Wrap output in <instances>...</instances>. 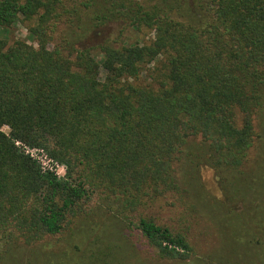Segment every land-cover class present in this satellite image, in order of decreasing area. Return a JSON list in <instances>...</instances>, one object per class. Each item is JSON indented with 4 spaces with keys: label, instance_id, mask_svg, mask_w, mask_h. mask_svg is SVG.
I'll return each instance as SVG.
<instances>
[{
    "label": "trees",
    "instance_id": "obj_1",
    "mask_svg": "<svg viewBox=\"0 0 264 264\" xmlns=\"http://www.w3.org/2000/svg\"><path fill=\"white\" fill-rule=\"evenodd\" d=\"M118 18L151 36L104 41L94 52L66 35L52 41L61 23L71 32L78 21L88 28ZM23 20L35 46L8 41ZM260 115L264 0H0V244L58 236L106 201L159 258H208L183 229L199 208L176 164L185 152L192 172L209 161L224 189L229 174L248 182ZM193 137L207 156L188 150ZM15 140L41 148L63 175L41 172ZM228 200L214 203L222 219L224 209L234 213L231 232L215 224L227 236L224 261L239 264L242 253V264H264V185L240 210ZM156 202L170 206L172 226L148 212Z\"/></svg>",
    "mask_w": 264,
    "mask_h": 264
},
{
    "label": "rangeland",
    "instance_id": "obj_2",
    "mask_svg": "<svg viewBox=\"0 0 264 264\" xmlns=\"http://www.w3.org/2000/svg\"><path fill=\"white\" fill-rule=\"evenodd\" d=\"M73 25L74 30L70 32L67 30L66 24H59L56 31L52 33V41L60 42L63 35H66L75 48H91L94 52L97 45L104 41L146 40L151 36V33L145 29L135 31L130 27H125L126 23L120 18L88 28L83 25V20L73 23ZM27 26L28 21L24 20L13 23L8 30V41L22 39L35 46L27 37ZM72 33L76 34V39H72ZM256 125L260 136L255 139V146L251 149L249 160L245 163V173L249 175V181L246 183L240 177L229 174L230 180H227L230 183H227L226 189H224L221 181L215 177L209 161L201 162L192 172L191 163L183 161L182 154L185 155V152H182V159L180 157L176 164L177 172L186 182L190 199L195 201L199 208V214L197 212L192 214L194 215L193 219L198 218L195 222L199 223L194 224V222L193 225L187 227L185 222L183 229L188 228V234L192 244L197 247L198 254H208V258H202L199 261L197 254L183 261L159 258L155 249L148 246L142 238L135 234H127L115 212L107 208L108 202L96 201L91 206L89 215L73 217L64 232L58 236L45 237L30 246L18 243H11L8 246L0 244V264H220L222 262L232 264L233 262L226 263L224 261V258L228 256L224 244V238L227 236L222 237V232L221 235L218 233L215 224L218 223L219 226L224 227L225 231L229 229L231 232L235 225L230 220L232 218L228 213L232 215L233 212L224 209L226 213L222 209L224 212L222 214L225 217L222 219L214 203L223 204L229 199L230 203L233 202L231 206H238L236 210H240L244 204L253 203L255 194L261 192L264 185V115L259 116ZM1 129L7 132L6 126H2ZM187 145H189L188 150H191L193 154L197 155L201 151L203 155L207 156V152L201 149L202 146L197 137L189 138ZM184 150L186 151V148ZM257 171L260 176L254 177L253 175ZM197 177L203 182L202 188L192 186L193 180ZM231 187L238 191V197H235L237 194L231 198L228 196L230 192L228 190H232ZM201 195L206 199L205 203L208 207L206 212L203 210L205 205H203ZM158 204L156 202L150 206L148 212H152L156 222L172 226L171 224L175 223V217L168 212L171 210L170 206L166 205L161 208ZM241 258L242 253L236 258L239 264L244 263ZM236 259L234 257V260Z\"/></svg>",
    "mask_w": 264,
    "mask_h": 264
},
{
    "label": "built area",
    "instance_id": "obj_3",
    "mask_svg": "<svg viewBox=\"0 0 264 264\" xmlns=\"http://www.w3.org/2000/svg\"><path fill=\"white\" fill-rule=\"evenodd\" d=\"M13 143L20 152L32 159L37 164L41 172H50L57 177L63 175V166L50 158L41 148L28 146L18 140H15Z\"/></svg>",
    "mask_w": 264,
    "mask_h": 264
}]
</instances>
